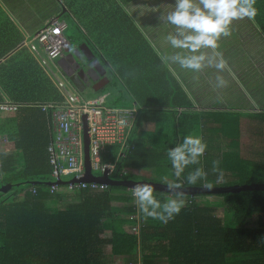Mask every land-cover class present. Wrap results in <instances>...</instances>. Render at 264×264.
Instances as JSON below:
<instances>
[{
  "label": "trees",
  "instance_id": "1",
  "mask_svg": "<svg viewBox=\"0 0 264 264\" xmlns=\"http://www.w3.org/2000/svg\"><path fill=\"white\" fill-rule=\"evenodd\" d=\"M42 1L0 0L10 11L0 3V102L17 103L14 110L0 109V186L13 184L0 192V264H121L120 257L123 264H264V189L182 194L184 207L164 223L141 213L132 188L70 190V178L62 176L74 173H61L60 183H50L55 178L47 147L56 131L51 109L41 104L60 101L62 94L24 45L15 22L21 16L15 11L18 2L31 14L32 5L39 9ZM133 1L53 0L50 11L33 19L35 32L52 16L69 17L79 44H87L133 101L128 108L121 98L101 91L109 95L105 104L108 100L112 107L131 110L133 117L126 145H109L103 154L104 160L115 161L107 176L146 180L140 172L154 170L161 178L156 182L195 188L264 182V109L241 106L237 74L228 63L225 70L210 63V56L216 57L213 50H200L206 56L201 70L181 67L173 57L191 53L168 41L177 28H164L163 34L155 30V40L127 10ZM255 8L251 24L264 40V0H256ZM217 76L227 81L226 87L218 85ZM212 91L221 92L212 101L221 105L202 108L200 99ZM186 135L202 137L207 148L177 181L167 152ZM217 160L218 170L213 171ZM197 167L207 176L187 184L185 177ZM122 170L126 173L120 176ZM60 192L70 198L62 202ZM154 196L163 203L173 194L154 190ZM126 223L137 224L139 233L125 230Z\"/></svg>",
  "mask_w": 264,
  "mask_h": 264
},
{
  "label": "built area",
  "instance_id": "2",
  "mask_svg": "<svg viewBox=\"0 0 264 264\" xmlns=\"http://www.w3.org/2000/svg\"><path fill=\"white\" fill-rule=\"evenodd\" d=\"M51 20L39 28L27 43L30 52L62 94L60 101L41 104L43 109H51L53 127L56 131L55 137L47 147L50 163L53 166L51 174L55 180H59L61 173H74V176H77L82 172L84 126L89 139L91 171L106 170L108 174L115 168V161L104 160L103 154L107 152L109 145L118 144L121 147L126 145V133L130 131L133 123L131 110L104 105L107 94L96 99H86L67 79L60 80L58 75L62 69L58 58L70 52L71 40L65 35L66 22L54 17ZM16 108L17 103L8 100L0 102V109ZM63 163L65 166L62 165ZM125 173L126 171L122 170L119 174L121 176ZM85 182H69L67 188L70 190L75 187L101 188L102 190L108 187L106 183ZM52 188L56 189L55 185H52ZM128 230L130 233L138 234L140 229L137 224H131Z\"/></svg>",
  "mask_w": 264,
  "mask_h": 264
},
{
  "label": "clouds",
  "instance_id": "3",
  "mask_svg": "<svg viewBox=\"0 0 264 264\" xmlns=\"http://www.w3.org/2000/svg\"><path fill=\"white\" fill-rule=\"evenodd\" d=\"M256 0H175V8L167 13V21L176 26L177 35L167 37L173 48L185 49L190 55L173 57L181 67L199 71L204 67L206 56L201 49H212L218 62L215 67L225 70L227 62L223 58L218 41L221 36L231 35L230 25L234 20L255 17L257 9ZM53 18V17H52ZM51 18V19H52ZM50 19V20H51ZM218 85L227 86V81L222 76H217ZM207 148L202 137L186 135L182 141L171 147L167 156L171 161L173 175L179 181L185 168L199 163ZM219 161H213V171H217ZM114 167V165H113ZM207 173L202 167L188 172L185 177L187 184L195 185L199 180L205 178ZM211 187V185H207ZM166 187L173 197L161 203L154 196V188L149 183L136 184L132 188V196L141 213L146 217L159 219L167 223L175 215L179 214L184 207L182 190L183 184L172 181L167 182Z\"/></svg>",
  "mask_w": 264,
  "mask_h": 264
},
{
  "label": "rangeland",
  "instance_id": "4",
  "mask_svg": "<svg viewBox=\"0 0 264 264\" xmlns=\"http://www.w3.org/2000/svg\"><path fill=\"white\" fill-rule=\"evenodd\" d=\"M9 1H11V0H9ZM51 2L53 3V0H45V1L43 0L39 5V9L38 8L35 9L34 6L32 5V13L31 14H27V13H24L22 11V8L24 6L23 2H18L16 4L17 10H15V11L19 15H21L20 16L21 20L24 21L23 23H21V22H19V23H20L21 28L23 29L25 34L31 33L32 28L34 26V23H36V21L34 22V20H33L34 18L39 19L44 14H46L48 11H50V7H48V6H51L50 5ZM167 2H170V5H165ZM1 4H2V7H4V9L9 12L7 4L5 2L1 3ZM55 4H52V5L55 6ZM9 6H11V4H9ZM57 6L58 5H56V7ZM126 8L130 12V14L134 17V19L137 21V24L143 29L160 31V29L165 28L166 30L173 32L174 29L176 28V26L170 24L166 19L167 13L170 11H173L175 8V0H135L129 6H126ZM52 17H54V16H52ZM62 19L65 20L67 25H68V28L65 30V35L71 39L70 51H73L74 48L76 46H78V44L80 43L79 42L80 37L78 38V36H80L79 32H78L76 27H72V21L70 20L69 17L62 16ZM52 21L53 20H51V22ZM238 21H243V19L237 20V22ZM247 21L249 23H251V21H249L248 19H247ZM237 22L235 23V20H234L231 24L234 27L235 31L239 30V27L241 24V23L239 24ZM153 24L156 25L157 27H155ZM29 27H32V28H29ZM241 31H242V33L241 32L236 33V37L238 39L237 42H239L240 44L243 43V48L249 50V51L246 50L247 55L250 57L249 62H253L255 64H258V63L261 64L260 59H262V57H263V60H264V48L262 46H258L254 41H252L251 36H250L251 30H249V29L245 30L242 27ZM31 37H32V35H31ZM210 59H212V62L210 61V63H212V64H215V60L217 61V58L214 57V55H211ZM260 71L263 74V77H262L263 79H261V84H256V87H257L258 91L262 89V92L261 91H259V92L263 93L264 92V66H263V69ZM58 76H59L60 80L67 79L64 76L63 72H60V74ZM109 76H110V83L109 84H107L105 87H103L99 91H94L91 87H87L83 92H81L82 97H84L86 99H96L99 96H102L101 91H108L109 94H111V99H116V97H119L122 99L120 101V103H122L123 105H126L128 108L133 106V101L131 100V97L129 96L128 92L123 88L121 82L118 79H116V77L110 72H109ZM215 78H217V77H215ZM68 86L70 89H72L70 84H68ZM233 87H235V86H233ZM238 87H239V89H238L239 92L236 94L242 95V97L244 98V96H245L244 91H243L244 88H242L241 86H238ZM230 91H231V87H230ZM235 91L236 90L234 89L231 92L234 93ZM212 93H213V91L210 93L209 96L205 95V97L207 99H205V97H202L200 99V101H201L200 106L202 108H206V107L211 108L212 106H220L221 105V104H213L212 103V101H216L217 96L221 97V95H222L221 92L219 91V94L216 93V94L211 95ZM236 94H234V96H236ZM225 95H226V97L224 98V100L226 101V100H228L227 93ZM108 97H109V95H108ZM231 98H233V97H231ZM263 98L264 97L257 95L256 101L257 100L258 101L256 103H253V106L250 107V109H254L255 106L260 107L261 109H264V102H262ZM103 104L106 106H112V105H109L108 100H107L106 104H105V101L103 102ZM241 106L247 107L248 104L243 102V103H241ZM202 133H204L203 138L205 139L206 133H205V129L203 127H202ZM1 140H4V137L0 136V141ZM82 167H83V170L80 174H78V176L83 174V172H84V155H83ZM102 173H103L102 171H96V170H93V172H92V174L95 176H100ZM140 174L146 180H150V181L156 182V181H160V179H161L157 175V173H155L154 170H144V172L143 173L140 172ZM110 176H113V175L111 174ZM71 177H72L71 175L70 176H62V180H68ZM165 179H167L168 181H171L169 177H166ZM90 182H92V181H90ZM222 211H223L222 206L218 205V208H216V211H215L216 214L220 215ZM129 226H130L129 223L124 224V229L128 230ZM139 256H141V253H139ZM120 259H122V258L120 257Z\"/></svg>",
  "mask_w": 264,
  "mask_h": 264
},
{
  "label": "water",
  "instance_id": "5",
  "mask_svg": "<svg viewBox=\"0 0 264 264\" xmlns=\"http://www.w3.org/2000/svg\"><path fill=\"white\" fill-rule=\"evenodd\" d=\"M61 14H58L54 16L55 19H58ZM80 51L87 59L92 60L90 62L92 70L95 72L96 77L92 78L91 75L86 71L82 70L87 79L89 80V83L86 84L83 77L78 73H70L67 70H65V65L67 61H70L71 63H75L77 66L80 65V62L78 60V55L76 51ZM59 65L61 69L65 72L66 77L68 81L77 89L78 92H83L87 87H89L90 82H93V84L90 86L94 91H99L103 87H105L109 82V77L106 75L107 69L105 68L104 64L98 59L94 57L93 52L91 49L87 46V44H80L77 48H75L70 54L67 56V58H59ZM79 81V82H78ZM79 83L81 85H79ZM62 181V180H61ZM80 181H95L100 183H106L110 186L114 185H121L129 188H133L136 184L141 183H149L153 186L154 190L162 191V192H169L166 183L162 182H155L150 180H134V179H112L107 176V171L105 170L100 176H95L92 174L91 167H90V158H89V140L86 133V126H84V172L81 175L73 176L68 180V182L71 183H77ZM51 184H57L60 183V180L51 181ZM13 184H2L0 186V192L6 193ZM243 189H264V182L262 183H249V184H243V185H231V186H203L200 188H195L191 186L183 187L182 194H195V193H204V192H227V191H239ZM171 193V192H169ZM173 194V193H172Z\"/></svg>",
  "mask_w": 264,
  "mask_h": 264
},
{
  "label": "crops",
  "instance_id": "6",
  "mask_svg": "<svg viewBox=\"0 0 264 264\" xmlns=\"http://www.w3.org/2000/svg\"><path fill=\"white\" fill-rule=\"evenodd\" d=\"M130 4H128L127 6H129ZM165 5H170V2H167ZM18 18L19 19L15 18V22L17 23L19 28L22 30L24 37H25L24 45L27 46V43H29L28 41L31 40V38L33 37V34L36 31L34 32L32 30L31 33L25 34L23 29L21 28L20 23H19V22L23 23L24 21L21 20V17H18ZM247 19L248 18H244L243 21H238V22H237V20H235V23L236 22L239 24L241 23L238 31H235L234 27L232 25H230V26H232V27H230L231 35L228 37L221 36L220 40L218 41L219 48L217 49V51L222 53L223 58L227 61V63L230 65V67L237 74V78H235V82H238V86H241L242 88H244L243 91H244L245 96H244L243 102L248 104V106L250 108L253 106V103H256L258 101V100L256 101L257 95L264 97V92L263 93L259 92V91L262 92V89L258 91V89L256 87V84H261V79H263L262 78L263 74L260 70L263 69L264 60H263V57H262V59H260L261 64L260 63L255 64L253 62H249L250 57L247 55V51H249V50L243 48V43L240 44L239 42H237L238 39L236 37V33H238V32L242 33V31H241L242 27L245 30H248V29L251 30L250 36H251L252 41H254L258 46H262L263 48H264V40L261 37V34L256 29V27L254 25H252L251 23H249L247 21ZM248 20L251 21L250 19H248ZM154 26L157 27L156 25H154ZM29 28H32V27H29ZM160 30H162V29H160ZM144 31L147 32L148 34L150 31L152 32V34L156 33L155 30H150V29H144ZM168 32H170V31H168ZM157 33L163 34V31H158ZM31 35H32V37H31ZM152 38H155V40H156V34L154 36H152ZM164 52L165 51L161 52L160 54L161 55L162 54L167 55ZM238 75L241 78L238 77ZM104 94H107V93H104ZM104 94H102V96H104ZM99 97H101V96H99ZM106 97H108V95H106ZM262 102H264V98H263ZM252 110L259 111V110H261V108L255 106V108ZM60 193H61V197H62V202H64L65 199L70 198V195H68L64 192H60ZM122 262H123V259H121L120 263L123 264Z\"/></svg>",
  "mask_w": 264,
  "mask_h": 264
},
{
  "label": "flooded vegetation",
  "instance_id": "7",
  "mask_svg": "<svg viewBox=\"0 0 264 264\" xmlns=\"http://www.w3.org/2000/svg\"><path fill=\"white\" fill-rule=\"evenodd\" d=\"M78 45H80V44H78ZM76 47H77V46H76ZM76 47H75V48H76ZM75 48H74V49H75ZM70 52H72V51H70ZM70 52L67 53V54H65V55H63L61 58H67V56L70 54ZM76 53H77V55H78V60H79V62H80V65L77 66L75 63H71L70 61H67V62H66V65H65V68H66V70H67L68 72H70V73H72V74L78 72V73L83 77V79L85 80L86 84H88V83H89V80L87 79L85 73H84L82 70H86V71L91 75L92 78H95V77H96V74H95V72L92 70L91 65H90V62H91L92 60L87 59V58H86V57H85L80 51H78V50L76 51ZM106 75L109 77V75H108L107 72H106ZM78 82H79V81H78ZM92 84H93V82H90L89 87H90ZM79 85H81V84L79 83Z\"/></svg>",
  "mask_w": 264,
  "mask_h": 264
}]
</instances>
